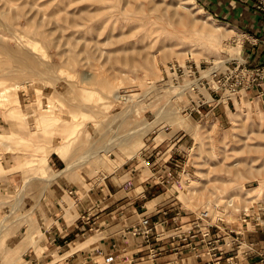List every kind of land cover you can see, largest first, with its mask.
Here are the masks:
<instances>
[{
	"label": "rangeland",
	"instance_id": "374dc122",
	"mask_svg": "<svg viewBox=\"0 0 264 264\" xmlns=\"http://www.w3.org/2000/svg\"><path fill=\"white\" fill-rule=\"evenodd\" d=\"M206 24L222 32L211 33ZM241 30L196 0H0V132L17 130L4 139L7 147L0 143V264H33L21 256L33 236L28 229L14 233L11 223L30 218L20 207L28 195L22 185L46 174V155L57 145L66 146L64 156L57 153L65 165L55 173L66 170L64 157L73 161L110 140L113 150L103 159L72 167L94 174L123 160L119 171L132 163L143 176L142 151H150L148 161L162 154L159 160L167 158L174 170L151 180L162 188L161 199L170 197L182 213L231 197L223 216L234 228L239 209L250 211L258 202L264 208V95L239 88L222 119L204 122L188 111L189 96L177 85L186 79L175 81L166 67L190 62L201 73L222 69L223 61L240 58ZM24 41L33 58L55 70L49 80L19 78L16 113L6 103L15 79L1 72L11 64L4 46L19 48ZM218 93L223 101L226 91Z\"/></svg>",
	"mask_w": 264,
	"mask_h": 264
},
{
	"label": "crops",
	"instance_id": "0c3cea01",
	"mask_svg": "<svg viewBox=\"0 0 264 264\" xmlns=\"http://www.w3.org/2000/svg\"><path fill=\"white\" fill-rule=\"evenodd\" d=\"M196 1L209 14L226 19L255 37L254 42H245L243 54L250 64L264 67V18L252 8V0ZM244 91L262 96L264 81ZM228 99L222 101L220 94V98L203 105L198 119L204 122L222 119ZM109 153L113 161V152ZM141 154L142 160L147 162L143 176L132 163L119 171L123 160L114 168L113 164L106 170L101 166L94 174H87L78 167L55 173V169L60 167V170L65 163L60 155L50 151L45 159L46 174L35 175L23 189L28 195L22 197L24 205L20 207L30 212V218L20 216L11 223L17 226L14 233L19 229L24 233L28 229L33 236L21 247V256L33 264H204L203 259L188 255L176 259L168 251L150 257L142 238L127 231L143 215L152 220L164 219L156 225V231L171 230L174 226L182 229L194 212L182 213L183 208L168 196L161 199L162 188L151 180L153 175L171 174L174 168L168 165L170 161L167 158L159 160L162 154L148 161L150 151ZM165 161L167 164L163 163ZM0 210L5 211L4 205L0 204ZM263 226L239 221L235 222L234 229L240 230L245 238L264 240ZM155 245L163 248L160 242Z\"/></svg>",
	"mask_w": 264,
	"mask_h": 264
},
{
	"label": "built area",
	"instance_id": "2783aa9c",
	"mask_svg": "<svg viewBox=\"0 0 264 264\" xmlns=\"http://www.w3.org/2000/svg\"><path fill=\"white\" fill-rule=\"evenodd\" d=\"M251 6L264 18V0H252ZM239 59L223 61L226 63L222 69L217 67L207 68L200 72L196 64L187 62L182 65L170 63L167 69L174 73L175 81H187L178 83L182 92L188 94V111L200 112L201 107L213 101L214 95L220 97V89L226 91L225 98L235 94L239 88H248L259 85L264 81V67L252 65L243 54L242 43L254 42L255 37L246 30H241ZM234 61L233 64H231ZM236 76V77H234ZM234 77V78H233ZM70 192V190H69ZM264 198V195H263ZM232 204L231 197H225L221 202H211L193 212L185 228L156 231L155 227L164 219L152 220L149 216H141L136 224L130 225L127 231L132 235L142 238L147 255L154 257L156 254L168 251L174 254L176 259H184L185 255L204 260V264H264V240L262 238H245L242 232L230 226L224 219V214ZM251 205V204H250ZM257 208L252 211L247 207L238 210V220L243 224L252 221L254 225H264V208L258 202ZM252 217V220L249 218ZM245 227V226H244ZM264 231V226L261 228ZM160 242L163 248L155 245ZM170 261V260H169Z\"/></svg>",
	"mask_w": 264,
	"mask_h": 264
},
{
	"label": "bare ground",
	"instance_id": "6f19581e",
	"mask_svg": "<svg viewBox=\"0 0 264 264\" xmlns=\"http://www.w3.org/2000/svg\"><path fill=\"white\" fill-rule=\"evenodd\" d=\"M206 29H208V30H210L211 31V33H213L214 31L215 32H219V33H221L222 31H220V29H216V28H213V27H211L209 24H206ZM28 45H30V42H28V41H24L23 42V45L21 46V47H19V48H13V47H5V46H7V45H5L4 46V48H6V52H5V60L6 61H10V65L9 66H7V67H5L4 69H3V71L1 72L3 75H6L7 77L9 76V77H11V78H13V79H15V80H13V82H12V84L8 87V97H7V102L6 103H9L10 105H9V107L7 108V110L8 111H11V112H14V111H16V113H19V110L17 109V108H15L16 106H15V101L16 102H18L17 100H16V96H15V93H16V88L17 87H19V84H20V79L19 78H23V77H25L24 79L26 80V77H29L28 79H29V81L30 80H33V79H31V78H34L35 76H37V77H40V79L41 78H43L44 79V77L45 78H47V75L54 69V64L52 63V65H53V69L51 70V66L49 65V63L47 64V63H42V62H40V61H37L38 60V58L37 57H35V58H33L32 56H31V54H30V52H29V49H28ZM3 47V46H2ZM1 54H3V53H1ZM55 70V69H54ZM60 71V70H59ZM55 72L53 71V75L55 76L56 74H54ZM51 74H52V72H51ZM51 74H50V76H51ZM62 74V73H61ZM57 75H58V72H57ZM57 75H56V77H57ZM60 75V74H59ZM58 75V76H59ZM49 76V75H48ZM8 77V78H9ZM56 77H54V79L56 78ZM39 79V80H40ZM43 79H41V80H43ZM48 79V78H47ZM53 79V80H54ZM11 80V79H10ZM39 80H35V81H39ZM49 80V79H48ZM48 80H44V82H46V81H48ZM27 81V80H26ZM24 82V81H23ZM31 82V81H30ZM33 82H34V80H33ZM32 82V83H33ZM50 82H51V80H50ZM184 83L186 84L187 82H185L184 81ZM41 84H43V83H41ZM21 85V84H20ZM4 88V87H3ZM53 88V87H52ZM71 88V87H70ZM20 89V88H19ZM72 89V88H71ZM1 90H3V89H1ZM54 90V89H53ZM63 90V89H62ZM66 90H68V89H66ZM6 91V90H5ZM59 91V90H58ZM61 91V90H60ZM65 91V90H64ZM63 91V92H64ZM54 92L55 93H57L55 90H54ZM62 92V93H63ZM66 92V91H65ZM65 92L62 94V96L65 94ZM1 93V92H0ZM2 94V93H1ZM59 95H60V93H58ZM67 94V93H66ZM65 94V95H66ZM56 96V95H55ZM67 96H69V95H67ZM64 100H66L65 99V97H64ZM2 104H4V103H2ZM71 104H72V101H71ZM74 104V103H73ZM78 104H80V103H78ZM75 105H76V103H75ZM81 105V104H80ZM84 105V104H83ZM89 105H92V104H89ZM86 106V105H85ZM74 107V106H73ZM18 108H20V106L18 107ZM22 108H25V107H22ZM174 109V108H173ZM173 109H172V112H173ZM20 114H21V116H22V119H23V117H25L24 115L26 114L24 111H21L20 112ZM19 114V115H20ZM124 116V115H123ZM174 116V115H173ZM176 116V115H175ZM34 117H32V119H33ZM182 119V118H181ZM54 120V119H53ZM56 120H57V118H56ZM14 121V120H13ZM26 121V120H25ZM10 123H12V122H10ZM13 124V123H12ZM19 124V123H18ZM17 124V125H18ZM13 127H14V125H13ZM12 128V127H11ZM13 131H14V129H13ZM13 131L10 129V132L8 131V130H5L4 132H0V143L1 144H4V145H6V147H7V143L4 141V139L6 138V137H9V136H12L13 135ZM17 131V130H16ZM16 131H14V133L16 132ZM24 138V137H23ZM7 139V138H6ZM123 140V139H122ZM18 141V140H17ZM121 142V141H120ZM110 143H111V140H110ZM109 143V146L107 147H105V148H102L101 147V149H96V150H90V151H86V153L84 154V155H81V156H78L75 160H71L70 159V161L68 160V158H66V157H64L66 160V167H65V169H69V168H71L72 166H74V165H79V163H81V162H83V161H88V160H93V159H99V155H100V159H103L104 157L103 156H106L105 154L107 153L108 154V152L107 151H109V149H111L112 148V146L113 145H111ZM113 144V143H112ZM105 146V145H104ZM6 147H4V148H6ZM9 147V146H8ZM100 147V146H99ZM99 147H97V148H99ZM8 149V148H7ZM10 150H11V148H9ZM8 149V150H9ZM53 150H55V152L56 153H58V154H60L61 156H64L65 155V150H66V146L65 145H57V146H54L53 148H52ZM95 149V148H94ZM6 150V149H5ZM22 152V151H21ZM100 152H102V153H100ZM20 154V153H19ZM25 154V153H24ZM19 157H22V154L19 156ZM24 160V159H23ZM31 161V160H30ZM21 163V162H20ZM24 164V163H23ZM1 167V166H0ZM12 168V167H11ZM15 169H17L16 167H15ZM10 171H12L13 169H9ZM246 170H247V167H246ZM62 171V170H61ZM3 172V171H2ZM60 172V171H59ZM7 174V173H6ZM23 178V177H22ZM30 178H28V177H24L23 178V181H22V179H21V181L22 182H26L27 180H29ZM22 186H25L24 185V183H23V185ZM17 187V186H16ZM18 188V187H17ZM16 188V189H17ZM27 188H25V190H26ZM19 190H21L22 191V189H19ZM18 190V191H19ZM14 191V190H13ZM25 192V191H24ZM21 194H22V192H21ZM15 195V194H14ZM11 198V197H10ZM10 198H9V200H10ZM12 198H13V196H12ZM20 199H21V196L19 195L18 197H15V200L13 201V203L14 204H18V202L20 201ZM9 202V201H8ZM6 203V202H5ZM9 204V203H8ZM10 205H11V207H13V204H11V202H10ZM16 206V205H15ZM17 207V206H16ZM10 212H11V210H10ZM5 218V217H4ZM4 218L2 219V220H4ZM2 220H0V234H1V232L3 231V228H4V226H5V221H2ZM6 220H8V219H6ZM0 237H1V235H0Z\"/></svg>",
	"mask_w": 264,
	"mask_h": 264
}]
</instances>
